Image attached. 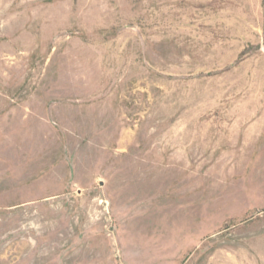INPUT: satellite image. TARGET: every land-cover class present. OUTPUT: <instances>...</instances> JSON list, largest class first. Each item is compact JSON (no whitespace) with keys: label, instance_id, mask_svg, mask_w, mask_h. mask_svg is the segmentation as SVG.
<instances>
[{"label":"rangeland","instance_id":"obj_1","mask_svg":"<svg viewBox=\"0 0 264 264\" xmlns=\"http://www.w3.org/2000/svg\"><path fill=\"white\" fill-rule=\"evenodd\" d=\"M0 264H264V0H0Z\"/></svg>","mask_w":264,"mask_h":264}]
</instances>
